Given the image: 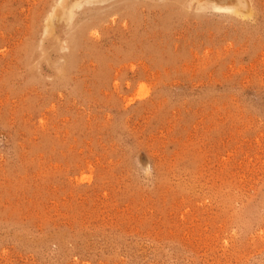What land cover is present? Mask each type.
<instances>
[{
	"label": "rangeland",
	"instance_id": "rangeland-1",
	"mask_svg": "<svg viewBox=\"0 0 264 264\" xmlns=\"http://www.w3.org/2000/svg\"><path fill=\"white\" fill-rule=\"evenodd\" d=\"M76 1L0 0V264H264V0Z\"/></svg>",
	"mask_w": 264,
	"mask_h": 264
},
{
	"label": "bare ground",
	"instance_id": "bare-ground-1",
	"mask_svg": "<svg viewBox=\"0 0 264 264\" xmlns=\"http://www.w3.org/2000/svg\"><path fill=\"white\" fill-rule=\"evenodd\" d=\"M90 1H92V0H77L76 2H72L73 4L68 8L70 11L74 8V7H77V6H79L80 4H82V3H86V2H90ZM219 7H222V5L221 6H219ZM69 16V15H68ZM140 97H142V95H140Z\"/></svg>",
	"mask_w": 264,
	"mask_h": 264
}]
</instances>
